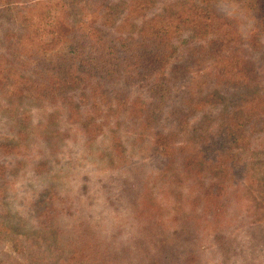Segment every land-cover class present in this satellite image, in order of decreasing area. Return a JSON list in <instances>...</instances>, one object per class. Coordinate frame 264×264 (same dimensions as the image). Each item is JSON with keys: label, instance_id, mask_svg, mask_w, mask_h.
<instances>
[{"label": "rangeland", "instance_id": "1", "mask_svg": "<svg viewBox=\"0 0 264 264\" xmlns=\"http://www.w3.org/2000/svg\"><path fill=\"white\" fill-rule=\"evenodd\" d=\"M10 1L25 10L24 0H0V4ZM54 1L59 5L52 14L61 16L65 13L61 9L100 0ZM236 8L231 4L221 10L233 15L241 34L227 47L228 62L209 59L193 68L177 95L218 88L236 79L226 68L245 69L251 60L258 68L264 65V36ZM37 13L28 11L39 22ZM19 18L16 10L0 12L2 39L6 34L17 38L16 26L8 25L10 19ZM30 34L43 39L51 35L33 30ZM196 38L185 35L173 61ZM25 43L21 49L28 54L33 43L26 38ZM22 53L0 55L28 65L41 62L23 60L27 55ZM249 69L246 74L251 76ZM147 88L146 83L137 84L131 92L145 98ZM231 91L227 96L237 92ZM47 93L51 96L54 90ZM73 94L76 91L68 93L61 86L52 99L19 97L13 87L5 95L0 89V145H8L0 146V264H154L162 258V244L182 246L179 256H169V264H186L187 254L189 260L191 255L195 258L192 264H264V126L255 123L244 129L236 124L244 115L238 114L229 125L236 140L225 135L224 125L223 147H210L212 152L206 153L204 144L197 143L203 139L196 137L203 119L199 110L191 117L190 134L177 138L180 148L172 156H153L155 131L176 128L167 111L170 105L157 125L145 128L128 109L114 107L110 116H98L95 110L74 105ZM213 109L206 123L212 130L222 112L221 107ZM199 151L207 155L200 157ZM213 152L221 153L219 164L211 158ZM45 197L52 199L46 200L47 207L56 210L43 223L37 206ZM153 225L165 236L155 248L149 245ZM93 245L108 253L109 263L103 255L83 259Z\"/></svg>", "mask_w": 264, "mask_h": 264}, {"label": "trees", "instance_id": "2", "mask_svg": "<svg viewBox=\"0 0 264 264\" xmlns=\"http://www.w3.org/2000/svg\"><path fill=\"white\" fill-rule=\"evenodd\" d=\"M24 1L25 10L16 1L0 4V12L16 10L22 18L15 19V22L10 19L8 26H16L13 36L17 38L8 34L3 39L0 36V54L4 52L13 57L19 50L26 54L21 49L26 38V42L33 43L30 52L24 59L18 58L41 62L28 65L25 61L6 60L4 55H0V89L3 94H8L13 87L19 97L52 99L61 86L68 93L76 91L70 98L74 105H83L82 108H88L86 110L90 112L95 110L98 116H110L114 107L128 109L142 120L145 128L157 125L170 105L167 111L176 128L170 126L169 130L159 128L155 131L153 156L161 153L172 156L170 154L180 148L177 138L190 134L188 125L199 110L203 112V119L198 125L200 132L196 133V137L197 141L203 139L197 143L204 144L206 153H211V148L221 149L224 145L221 140L226 139L225 135L236 140V133L230 130L229 125L238 120V114H244L239 118L241 122L236 123L244 129L255 123L264 126V65L258 68L253 60L245 69L240 65L224 69L227 73L233 72L236 79L231 78V82H224L218 88L197 90L196 93L184 90L180 95L176 92L191 70L203 62L209 59L228 62L227 47L241 34L231 20L233 15L221 11L223 6L235 5L254 22L255 32L264 36V0H166L160 9L158 4L162 0L85 1L72 8L61 9L62 13L65 12L61 16L52 14V8L59 5L54 0ZM152 9L154 11L148 14ZM29 10H38L39 22L28 14ZM1 29L5 26L2 25ZM30 30L36 34L42 31L51 35L37 38L30 34ZM189 34L199 39L184 47L179 58L173 61L180 41ZM257 41L255 39L254 42ZM248 68L251 76L246 74ZM143 83L148 86L146 97L134 96L131 90ZM231 87L237 90L234 100L227 96L232 92ZM48 90H54V93L46 96ZM220 107L221 119L214 124L217 128L212 130L206 124L211 116L210 108ZM224 125L227 131L222 136ZM1 145L8 147L7 144ZM205 152L199 151L197 155L205 156ZM220 154H211L217 164ZM46 200L52 201L45 197L37 206L43 223L48 221L47 216L55 214L52 210H56L53 205L47 207ZM69 207L71 210V205ZM221 211L224 210L221 208ZM150 233L153 234L149 242L152 248L156 243L164 242L165 236L156 230V225L151 227ZM181 248L179 244L175 248L162 244V258L155 259L154 264L160 261L161 264H169V256L177 255ZM89 249L88 254H82L83 259L92 261V255H103L105 262L109 263L108 253L102 254L95 245ZM106 250L107 247L104 252ZM184 258L186 264H192L195 259L191 255L189 260L188 254Z\"/></svg>", "mask_w": 264, "mask_h": 264}]
</instances>
